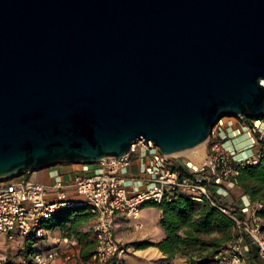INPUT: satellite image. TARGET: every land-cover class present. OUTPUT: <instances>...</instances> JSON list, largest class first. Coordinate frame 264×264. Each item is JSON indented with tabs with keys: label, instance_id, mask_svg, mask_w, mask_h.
<instances>
[{
	"label": "water",
	"instance_id": "obj_1",
	"mask_svg": "<svg viewBox=\"0 0 264 264\" xmlns=\"http://www.w3.org/2000/svg\"><path fill=\"white\" fill-rule=\"evenodd\" d=\"M263 81L264 0H0V181L206 145Z\"/></svg>",
	"mask_w": 264,
	"mask_h": 264
},
{
	"label": "built area",
	"instance_id": "obj_2",
	"mask_svg": "<svg viewBox=\"0 0 264 264\" xmlns=\"http://www.w3.org/2000/svg\"><path fill=\"white\" fill-rule=\"evenodd\" d=\"M245 121V116H237ZM234 126V120L223 117L212 129L204 155H169L152 142L144 140L132 144L130 153L124 157H109L95 164L99 170L85 177H79L73 185L57 182L47 186L32 181L13 178L0 181V237H12L15 231L20 235L43 237V224L49 221L56 210L71 207L65 200L64 190L74 187L86 199L95 218V248L87 264H111L116 258L125 257L130 248L121 244L115 236L116 217L119 214L137 219L147 203H161L174 193L189 196L197 203H207L218 209L233 222L230 242L215 253L211 264H251L244 253L247 242L255 245L258 256L264 261V202L254 201L245 194L239 200L231 197L222 183L238 184L236 177L249 165H257L264 148L245 154L259 144L264 132L262 119H250L246 131L238 126L232 131V138L244 133L250 144L242 150L226 145V128ZM223 135V136H222ZM139 153L149 159L143 173L149 183L144 190L130 193L122 171L131 164V156ZM48 190L56 192L58 201L48 199ZM59 256L58 251L31 252L23 264H50ZM75 255L67 253L63 260L71 261ZM0 264H10L0 258Z\"/></svg>",
	"mask_w": 264,
	"mask_h": 264
},
{
	"label": "crops",
	"instance_id": "obj_3",
	"mask_svg": "<svg viewBox=\"0 0 264 264\" xmlns=\"http://www.w3.org/2000/svg\"><path fill=\"white\" fill-rule=\"evenodd\" d=\"M264 122V119H262ZM250 120L240 121L234 120V126L226 128V135L223 142L228 146L234 143V147L242 150L250 144L249 137L246 133L232 138L233 129L240 126L247 130ZM223 136V135H222ZM263 136V135H262ZM247 143L246 146L239 148L240 145ZM259 146L260 144H257ZM254 147L246 150L245 154H250ZM149 159L142 158L139 153H134L131 156V164L122 171L126 180V187L130 193H135L144 190L149 183L145 180L143 167L148 163ZM99 165L95 163L83 162H65L59 163L37 171H29L24 176L26 181H32L43 185H53L57 182H63L68 185H73L77 178L90 176L99 170ZM21 179L20 177H17ZM23 180V179H21ZM25 181V180H24ZM226 187L235 200L245 195L242 187L239 184L232 182L222 183ZM49 191L52 195H49ZM48 191V199L58 201L54 190ZM65 200L70 201L72 206H85V211L81 212L82 220L78 226L80 238L69 231L63 230L60 227L46 228L43 224V237L35 238L31 236L20 235L15 231L12 237H0V258L6 259L10 264H23V261L28 258L29 254L34 251L49 253L58 251L59 256L51 259L50 264H87L89 258L95 248L94 225L95 218L90 211V207L86 204V199L80 195L74 187H69L64 190ZM80 195L83 198H77ZM201 203H199L200 205ZM162 210L155 206V203H147L139 218L134 219L123 214L116 217V239L123 245L128 246L130 251L123 258L114 259L111 264H189L188 259L181 255L173 258L165 255L156 245H151L145 248H138L135 243L152 242L159 243L166 238V232L161 224ZM74 221V220H73ZM71 224L68 225L70 227ZM245 248L248 251L247 257L251 264H264V261L258 256V249L255 245L247 242ZM67 253H73L75 257L65 263L63 257Z\"/></svg>",
	"mask_w": 264,
	"mask_h": 264
},
{
	"label": "trees",
	"instance_id": "obj_4",
	"mask_svg": "<svg viewBox=\"0 0 264 264\" xmlns=\"http://www.w3.org/2000/svg\"><path fill=\"white\" fill-rule=\"evenodd\" d=\"M259 144L264 148V136L259 138ZM236 181L254 201L264 202V151L259 163L242 169ZM155 206L163 212L161 224L167 236L156 244L135 243L138 248L156 245L171 258L181 255L188 259L189 264H211L213 255L231 240L233 222L207 203L199 205L185 194L174 193L170 199L165 198ZM84 211L85 206L60 208L45 222V227H60L80 238L78 226ZM261 216L264 219V212Z\"/></svg>",
	"mask_w": 264,
	"mask_h": 264
},
{
	"label": "rangeland",
	"instance_id": "obj_5",
	"mask_svg": "<svg viewBox=\"0 0 264 264\" xmlns=\"http://www.w3.org/2000/svg\"><path fill=\"white\" fill-rule=\"evenodd\" d=\"M227 118H230V119H233V120H235V119H237L236 117H227ZM261 135H263L264 136V132H263V134H261ZM247 145V143H244V144H242V145H240V147L239 148H242V147H244V146H246ZM259 150V146H255L254 147V152H257ZM205 152H206V145L203 147V149H201V150H199V152L198 153H195V154H181V155H188V156H191V157H195V156H200V155H204L205 154ZM26 174V173H25ZM25 174H23V175H21V176H19L21 179H23V180H25L26 181V178H25ZM49 191V190H48ZM49 195H52V192H50L49 191ZM77 198H83V196H80V195H77L76 196ZM244 253L246 254V255H248V251H247V249L244 247Z\"/></svg>",
	"mask_w": 264,
	"mask_h": 264
},
{
	"label": "bare ground",
	"instance_id": "obj_6",
	"mask_svg": "<svg viewBox=\"0 0 264 264\" xmlns=\"http://www.w3.org/2000/svg\"><path fill=\"white\" fill-rule=\"evenodd\" d=\"M263 83H264V81H263ZM205 145H203V146H200V147H197V148H194V149H189V150H183V151H174V152H167V154H169V155H181V154H195V153H198L199 152V150H201V149H203V147H204Z\"/></svg>",
	"mask_w": 264,
	"mask_h": 264
}]
</instances>
